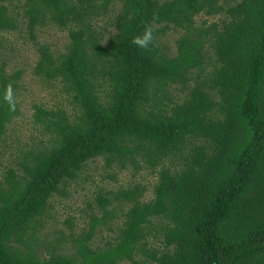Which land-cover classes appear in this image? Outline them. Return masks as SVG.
<instances>
[{
    "label": "trees",
    "instance_id": "obj_1",
    "mask_svg": "<svg viewBox=\"0 0 264 264\" xmlns=\"http://www.w3.org/2000/svg\"><path fill=\"white\" fill-rule=\"evenodd\" d=\"M6 1L0 31L17 27ZM23 10L32 41L46 21L67 33L62 52L35 44L33 73L59 86L73 119L33 105L47 145L27 150L20 172L0 181V264H264V0H25ZM201 12L226 19L196 26ZM145 27L153 39L141 48L132 40ZM171 29L183 31L173 58L160 43ZM5 66L0 140L20 113L22 72ZM175 84L188 90L180 102L167 92ZM98 158L134 179L95 187L74 253L40 260L17 251L11 243L32 245L35 218ZM102 231L110 239L94 247Z\"/></svg>",
    "mask_w": 264,
    "mask_h": 264
},
{
    "label": "rangeland",
    "instance_id": "obj_2",
    "mask_svg": "<svg viewBox=\"0 0 264 264\" xmlns=\"http://www.w3.org/2000/svg\"><path fill=\"white\" fill-rule=\"evenodd\" d=\"M24 3L25 0H7L4 3L9 14L17 20V27L15 30L0 31V62H6V74H11L16 70L22 72L17 82L18 89L15 95L20 113L6 127V132L0 140V181L3 180L9 168L20 172L19 163L23 160V155L27 150L47 145V137L42 135L39 128L32 123L35 111L33 105L48 109L60 107L70 120L73 119L72 108L68 104L67 98L59 91V86L56 83L47 84L33 73L38 59L35 44H46L52 51L62 52L68 43L67 33L58 30L46 21L42 26L35 28V41H32L26 25L29 19L28 16H24ZM111 7L118 8L119 4L115 2ZM221 18L226 19V15L222 13L207 16L201 12L194 17V24L207 27ZM98 24L100 26L102 21ZM182 34L183 31L180 29H171L160 37L161 46L169 57L173 58L177 55L175 45ZM207 48L209 47L207 46ZM209 54L212 56L211 52ZM210 67L206 70H210ZM192 71L195 72V70ZM194 83L195 79L191 77L187 85L191 88ZM177 86L179 85H172L167 91L172 102H180L188 94L187 89L181 90ZM107 174H110L112 178H107ZM131 174L130 169L119 172L117 169L105 170L104 161L101 158L89 162L79 178L67 185L65 191L67 195H54L44 213L38 219L35 218L39 220V226L33 228L30 226L34 233L32 245L29 244V247H25L17 241H13L11 245L17 251H21L22 255H33L40 260L47 259L53 252L56 253L58 248L59 253L72 255L75 250L73 239L83 229L87 230L88 228L89 220L84 214H81V210L86 209V203L91 199L95 187L116 188L128 185L134 179ZM85 176L86 179H84ZM140 181L147 184V180L141 179ZM151 197L152 192L149 190L143 200H149ZM68 222L72 223L71 228H69ZM31 231L25 232L23 240L29 237ZM109 235L106 231L97 232L91 240L94 247L102 248L110 239ZM118 264L130 263L120 262Z\"/></svg>",
    "mask_w": 264,
    "mask_h": 264
},
{
    "label": "clouds",
    "instance_id": "obj_3",
    "mask_svg": "<svg viewBox=\"0 0 264 264\" xmlns=\"http://www.w3.org/2000/svg\"><path fill=\"white\" fill-rule=\"evenodd\" d=\"M152 29L150 27H145V30L142 35H137L133 37L132 42L138 47L146 48L149 43L152 41ZM4 99L9 102L10 106L14 107V97L11 87H9L4 94Z\"/></svg>",
    "mask_w": 264,
    "mask_h": 264
}]
</instances>
